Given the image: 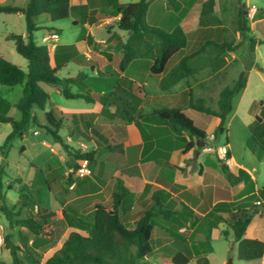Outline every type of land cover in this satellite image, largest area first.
<instances>
[{"label": "crops", "instance_id": "crops-1", "mask_svg": "<svg viewBox=\"0 0 264 264\" xmlns=\"http://www.w3.org/2000/svg\"><path fill=\"white\" fill-rule=\"evenodd\" d=\"M119 1L121 3H128ZM178 1L181 3V8L175 11V15L171 16L172 22L165 29L171 31L175 27L180 26L186 33L187 44L181 50L179 57L172 61V63H169L170 65H168L167 70H170L181 58L200 51L203 46H206V48L195 58L197 60L195 73L177 83L179 84L184 80L187 81V86L182 90L178 92L173 91L177 84L169 90H163L160 87L161 77L154 75L157 77V82L160 87L157 100L151 99V95L145 88V82L139 78L137 73H134L133 76H128V71L135 62L146 60V58L133 60L124 73L118 77L116 76L117 69L115 67L110 69L102 68L104 60L107 59L105 52H110L115 55L118 53L117 39H109V37L114 32L121 37L122 41H125L128 37V33L127 37L124 36L123 32L125 30H120L115 26V22L120 19L121 15H113V8L106 5L107 0H92L90 5V17L100 19L98 23L89 21L84 24H75L74 17H69L72 23L61 22L59 20L53 21L48 14H41L32 18L33 23L40 27L35 31L43 30L45 32L39 45L49 47L52 66L56 65V54L64 56L67 53H74L76 56L70 61H75L79 66L90 70L89 74L80 72L81 75H85L78 83L84 87L83 89L75 91L72 87L74 92H82L93 97L94 101L92 102L81 98L87 102L86 107H62L57 105V103L52 101L50 93L43 87L50 95L49 101L51 100L49 108L46 109L50 110L52 107H56L65 114L85 115L96 126L97 133L92 134V139L87 140L84 138L88 141L87 145L92 147L88 151H97L95 156L96 161L90 163L92 174L81 177L78 182L71 184L70 187L75 193V197L71 202L74 199H80L82 203H89L92 206L90 209L91 212L96 204H111L113 192L122 183L130 192L125 204V211L122 214V219L128 228H134L136 221L153 205L154 199L160 197V201L170 209L171 216L169 218H156L157 225L161 223L160 228L162 232L160 241H162V245L155 244V256L152 255L146 259V263L153 260L150 264H157L159 258L165 257L156 254V252L165 248L167 245H171L176 249L172 255H168L173 256L177 252V247L174 244L177 240L176 238H182L183 236H186V243L193 254L191 261L194 259L197 260L199 257H207L210 260L209 256L203 254L200 248L203 242L211 238L213 235L212 230L214 229H217L219 235L223 236V231L228 230L226 220L232 213L239 211V206H237L238 202L258 192L260 189L257 187L258 177L244 164V158L237 160V156L233 154L231 141L227 135L228 131L225 133L226 139L224 144L231 158L227 164L232 175L240 177L235 183H232V179L222 166L223 162L215 154L207 152L204 148L200 150L196 147H186L189 141L194 140V137L189 132L183 131L182 134H178L171 124H166L163 120L153 116L150 118L144 117V115L152 113L156 108H188L190 104L188 91L191 90L194 93L195 88L205 91L203 95L197 94V97H202L205 101L206 99H217L218 103L219 94L222 89L235 84L244 73V70L248 69L247 74L250 75L253 70L264 68L261 65V63L264 64V54L261 49V46L264 45V9L255 3L251 4V0H214L212 7L205 5L208 0H188L187 5L185 0ZM28 2L29 0H19L16 2L17 4H9V0H0V5L24 8ZM89 2L90 0H70V4L73 6L85 5ZM252 5L258 7V11L253 17L249 15ZM154 9L155 7H152V4H150L146 17L149 24H152L149 21L151 14L158 11V9L156 11ZM12 14H17L20 18H25L20 12ZM107 14L109 16L104 17ZM245 14L247 15L250 26L248 35L257 40L253 52L254 55L249 61L246 59V51L249 47L248 41L243 40L239 28L242 17ZM154 25L160 26L159 24ZM74 26H81L83 28L85 31L83 37L75 38L72 35L70 31ZM256 32L261 35V38L257 36ZM11 34L17 33L9 32L8 29L1 31L0 40H11L9 39V35ZM52 34H57V37L53 38ZM21 35L25 37L27 31L22 32ZM233 40L234 43L243 40L241 46L235 51L218 53L214 49V46H212L213 43H231ZM190 44L192 45L191 48ZM4 52L5 47H1L0 55L6 58ZM213 60H218L219 62L213 65L211 63ZM148 64L151 69L152 61L150 60ZM248 65L250 66L248 67ZM230 66L234 68L232 84H224L217 88V76ZM104 73L107 77L106 80L109 82L107 84L103 83L104 80L101 78ZM110 74H112V77ZM121 77L136 81L139 85L143 86L146 90V96L141 98L139 95L130 91L127 85L115 84ZM87 80H91L93 84L87 86ZM121 85L125 86V95L128 96L127 93L131 94L129 95L130 100H127L126 103L123 102L125 105L121 106L130 109L134 115V120L127 124L113 114L118 105L112 102L114 98L111 96L112 94L116 95L115 92ZM247 86L248 80L246 87L233 98V109L227 117L226 128L231 120L236 118L241 112L242 102L240 99L236 100V98L244 92ZM54 87L57 93L62 94L58 86ZM186 96L188 98H185ZM116 99L119 103L120 98L116 97ZM104 100L106 104L102 103ZM155 101H157L158 106L147 110L150 107L149 105H151L149 103H155ZM261 103L264 105V102ZM46 109L42 110L44 116L45 111H47ZM189 112L195 123L206 131L208 135L206 145L210 144V140L215 137L214 133L220 123V118L217 116H209L192 109H189ZM258 117H262V105ZM65 120L72 125V128V120L68 117ZM260 122L262 123V121ZM102 124L112 125L110 127L112 132H99L97 125ZM33 134L38 135L39 131L34 129ZM223 135L214 138L217 144L221 142ZM72 137L69 135L68 141H71ZM98 141L101 145H114L116 148L113 150L103 149L98 144ZM263 157V154L259 156L260 159H263ZM122 160L125 163L122 164ZM253 169H256V167L254 166ZM46 170L44 173V185L46 189L44 186L35 189L40 191V204L42 201L44 202L46 195L49 196L50 194L54 198L52 195L53 189L48 188L46 174L50 175L49 181L51 185L62 177L61 170L56 166L48 163ZM106 189L109 190L107 195H105ZM228 193L231 195L230 199L227 198ZM69 202L70 200L66 204H69ZM246 209L248 210L247 214L251 217L246 229V236L264 241V202L262 200L255 201L250 206H246ZM131 214H136V218L127 224V219L131 218ZM155 234L156 228L154 238ZM230 235H232L231 232ZM7 236L10 239V235ZM23 238L20 239L17 245L23 247ZM32 241L33 235L31 233L27 245L31 246ZM46 246L35 249L37 251ZM55 246L52 248H55ZM262 259H264V256L259 260ZM45 262H40V264H44ZM12 264H14V261ZM27 264H30V262H27Z\"/></svg>", "mask_w": 264, "mask_h": 264}, {"label": "trees", "instance_id": "trees-1", "mask_svg": "<svg viewBox=\"0 0 264 264\" xmlns=\"http://www.w3.org/2000/svg\"><path fill=\"white\" fill-rule=\"evenodd\" d=\"M167 1L175 10L181 8L180 1ZM91 3L92 0L85 5L73 6L70 4V0H29L24 8L0 5V13L12 14L20 12L24 15L27 35L24 37L21 34H11L9 39L14 40L17 52L28 60V71H24L20 66L0 55V83L7 86L24 84L23 94L15 105L21 113L20 120H16L8 114L11 104L0 96V122L13 125V131L7 136L4 144L0 146L2 156L8 155L13 146V141L16 138H23L32 124H39L37 115L33 114L32 111L34 108L45 110L50 99L49 93L40 85L41 82L58 86L66 98H84L88 102L94 101L91 95L72 90L73 85L78 84L85 75L79 74L76 77L62 78L57 74L76 55L74 53H67L64 56L56 54V65L52 66L49 47L39 45L34 39V31L40 27L32 21L34 16L48 14L53 21L74 17L75 24H84L89 21L98 23L100 19L90 17L89 9ZM106 5L113 8V15H121L120 19L115 22V26L120 30L127 31L128 37L125 41H122L116 32L109 37V39H117L118 53L115 55L105 52L107 59L104 60L102 68L110 69L115 67L117 69L116 76L118 77L124 73L133 60L139 58L150 59L152 61L150 71L153 75L161 77L160 87L163 90H169L179 81L195 73L197 69V60L195 58L205 50L206 46H203L200 51L194 54L181 58L170 70H167L169 63L176 60L181 50L186 46L187 36L180 26L167 31L159 26L149 24L146 17L150 0H138L128 3H121L119 0H107ZM205 5L212 7L214 0H208ZM108 16V14L104 15V17ZM240 31L243 40L248 41L249 49L254 52L257 40L248 35L250 26L246 14L242 17ZM243 40L233 44H210L214 46L216 51H235L241 46ZM260 71L264 72V68H260ZM110 75L112 77V74ZM101 78L104 80L103 83H109L106 80L105 73L102 74ZM119 80L115 84L127 85L130 91L141 98L146 96L145 88L136 81L125 77H121ZM246 83L247 79L242 74L235 84L223 88L219 94L217 109L207 106L204 98H195L192 91L189 90L190 104L188 108H156L152 113L144 115V117H157L166 124H171L178 134H182L183 131L189 132L194 137V140L189 141L186 147H196L201 150L206 147L208 135L192 119L189 109L220 118V123L214 133V138H217L227 132L226 120L233 109V98L246 87ZM101 100L103 99L101 98ZM102 103L106 104V101L104 100ZM261 105L262 117H259V120L264 125V105L263 103ZM113 114L125 124L134 120V115L128 108L117 106ZM45 116L46 123L41 126L61 145L74 169L78 167L80 160H87L89 165L96 161V150L83 152L80 149H73L59 133L65 118L68 117L73 123L71 131L80 138L91 140L92 134L97 133V131L90 118L88 119L85 115L65 114L56 107L45 111ZM258 143L264 150V139L258 141ZM98 144L103 149L113 150L116 148L114 145H101L99 141ZM227 155L231 158L229 151ZM222 162V166L232 179V183L237 182L240 177L232 175L229 165L225 161ZM121 163L123 164L125 161L122 160ZM4 167L5 165L0 162V198L2 199L0 211L11 224L24 227L33 235L31 246L27 245L28 238H23V247L12 243L9 236H6L5 247L10 251L14 264H23L18 257V251L29 258L30 264H37L35 257L37 251L35 248L44 247L55 238V234L49 233L46 226L49 223V219L56 217V214L53 211L49 212L46 209H41L37 214L29 213L14 220L12 218V210L4 203L2 196L3 177L6 175ZM49 176L46 174V182L48 188L52 189ZM70 176L72 177V174ZM71 179L69 178L68 181H71ZM39 194L40 191L38 189L33 191L31 188L22 187L19 195L21 208L30 209L31 202H34L33 196H36L35 204L38 205L40 201ZM129 194V190L121 183L113 192L111 204H96L92 209L93 227L91 234L84 235L79 231L70 232L61 248L56 250L44 264H147V257L155 254L154 231L157 226L156 218H169L171 211L160 201V197H157L154 199L153 205L136 221L135 227L128 228L123 222L122 214L125 211V204ZM227 198H231L230 193L227 194ZM258 200L264 202V186L258 192L238 202L239 211L230 215L226 220L228 230L223 231V236L229 241L231 249L234 245H237L238 258L242 260H257L264 256V241L246 236V229L251 220L250 215L247 214L246 206H250ZM230 232H232V238ZM185 237L176 238L177 240L174 244L177 247V252L173 256L159 258L157 264H189L193 254L186 243ZM197 263L211 264L207 257H199Z\"/></svg>", "mask_w": 264, "mask_h": 264}, {"label": "rangeland", "instance_id": "rangeland-1", "mask_svg": "<svg viewBox=\"0 0 264 264\" xmlns=\"http://www.w3.org/2000/svg\"><path fill=\"white\" fill-rule=\"evenodd\" d=\"M18 1L19 0H9V4H15ZM121 1L134 2L138 0ZM185 2L187 5L188 0H185ZM253 3L264 9V0H251V4ZM150 4H152V7H155L154 11L158 9V11L155 13L153 12L149 18V21L152 22L151 25L159 24L160 26H164L161 27L163 29L168 28V26H170V22H172L171 16L175 15L174 13L176 10L171 4L168 3L167 0H150ZM59 21L72 23L70 18L61 19ZM5 29H8L9 32L17 34L27 31L25 18H20L17 14L7 15L0 13V33ZM70 32L75 38L83 37L85 33L81 26L72 27ZM34 33L35 41L40 44L45 32L43 30H38ZM123 33L124 36L127 37L128 32L124 31ZM256 33L257 36L261 38V35L258 32ZM231 43L233 44L234 40ZM1 47H5L4 55L6 58L20 66L24 71H28V60L17 52L15 48V42L13 40H0V48ZM191 47L192 45L190 44V48ZM261 49L263 50L264 54V45L261 46ZM221 52L226 53L228 51H218V53ZM253 55L254 53L251 52L248 47L246 51L247 61H249ZM149 61V59H146L135 62V64L128 71V76H133L134 73H137L139 78L145 82V88L151 95V99L157 100V95L160 93V87L157 82V77L150 73L148 64ZM217 62L219 61H211L213 65ZM261 65L264 66L262 63ZM89 71V69L86 70L84 67L79 66L77 62L70 61L68 65L59 70L57 74L59 77H76L77 75L81 74L80 72L89 74ZM233 71L234 68L230 66L227 70L220 72V74L217 76L218 80H216L217 88H219V86H223L224 84H232V78H234ZM247 73L248 69L244 70L243 76L244 78H247L248 86L244 92L239 94V96L236 98V100H241L242 110L238 116L232 119L230 124L227 125V135L231 141V150L233 154L237 156V160L244 158V164H246L258 177L257 187L262 188L264 186V157L263 159H260L262 157L259 158V156L262 154L264 156V150L258 141L264 139V125L260 122L259 117L257 118V116L261 109V102H264V72L260 70H253L250 75ZM86 84L87 86H90L93 84V82L91 80H87ZM40 85L50 93L52 101L57 103V105L62 107L77 108L87 106V102L84 99L66 98L62 94L57 93L54 90L55 87L51 84L42 82ZM186 86L187 81L184 80L177 84L173 91L178 92ZM23 88V84L7 86L0 83V96L12 104L8 114L13 116L16 120L21 119V113L17 110L15 105L23 94ZM83 88L84 87L79 84L73 85V90L75 91ZM124 88V85L119 86L115 92L116 95L112 94L111 96L114 98L112 102L116 103L118 106H123L125 105L123 102L126 103L127 100H130L129 95L131 94L127 93L128 96L125 95L124 92L126 90H124ZM204 92L205 91L203 89L201 91L200 89L195 88L193 95L195 98H197V94L203 95ZM116 97L120 98L119 103L117 102ZM185 98H188V96ZM49 104H51V100L48 101L46 108H49ZM149 104L151 105H149L150 107L147 110H151V108L158 106L157 101H155V103ZM205 104L210 108L217 109V99H206ZM243 111L244 113H242ZM32 113L38 116L39 124H32L24 138H16L13 141V146L9 151V155L2 156L0 153V162L5 165L4 169L6 171V175L3 177L4 186L2 188V196L4 203L9 209L12 210V218L14 220L24 217L29 213H33L34 215L37 213V211L40 212L41 208H46L48 211H53L56 214V217L49 219V223L46 226L49 233L56 234L54 241L45 248L37 250L35 253L37 264H40V262H45L55 250L61 248L63 241L67 238L71 231H80L84 235H90L93 227V219L90 212L92 206L89 203H82V200L80 199H74L73 202H71L75 197V193L70 186L72 183L78 182L79 178L81 177L75 175V169L72 167L71 161L63 151L61 145L51 134L48 133L45 128L41 126L46 122L45 116L43 115L44 112L38 108H34ZM71 126L72 125L67 120H65L59 133L63 136L65 141H67L72 146L73 149H80L83 152H87L92 147L87 145V140L80 138L76 133H73L71 131ZM97 126V130L99 132H112L110 128L112 125L110 124H102ZM34 129L39 131L38 135L33 134ZM12 131L13 125L11 123L0 122V146L4 144L7 136ZM69 135L73 136L71 141H68ZM225 139L226 134L222 136L221 142L217 144L213 138L210 140L209 145L217 148L218 146L224 145ZM26 148L28 149L26 150ZM212 154H215L219 160L222 161L216 152H212ZM48 163L58 167V169L61 170L62 177L52 184V195L54 198H52L50 194L49 196L46 195L44 202L42 201L41 204L38 203V205H36V196H33L34 202H31L30 209L21 208V200H19L18 194L22 187L31 188L33 191H36L35 189L37 187L44 186L45 188L44 173L47 171L46 165ZM254 166L256 169H253ZM70 174H72V177ZM69 178H72L71 181H68ZM108 192L109 190L106 189L105 195H107ZM69 200V204H66V202ZM1 201L2 199L0 198V205ZM134 218H136V214H131V218L127 219V224L132 222ZM160 224L161 223L156 226L155 234V244L157 243L159 246L162 245V241H160L162 232ZM212 234L213 235L211 238L208 241L203 242L200 247L203 254L209 256L211 264H264V259L251 261L239 259L237 245H234V247L231 249L229 241L226 240L224 236H220L217 229L212 230ZM7 235H10V240L17 244L23 237L29 238L31 233L19 225L11 224L6 219V216L0 211V264H12L13 262V258L9 250L5 248V237ZM230 236L232 238V235ZM56 244L58 245L55 246ZM54 246L55 248H52ZM50 248L52 249L50 250ZM175 250L176 249L173 246L167 245L165 248L158 250L156 254L168 256L172 255ZM18 255L23 263L27 264V262H30L29 258H27L23 253L18 252ZM150 262L152 263L153 260L148 261L147 264H150ZM189 264L198 263L197 260L194 259Z\"/></svg>", "mask_w": 264, "mask_h": 264}, {"label": "built area", "instance_id": "built-area-1", "mask_svg": "<svg viewBox=\"0 0 264 264\" xmlns=\"http://www.w3.org/2000/svg\"><path fill=\"white\" fill-rule=\"evenodd\" d=\"M257 11H258V7L256 5H252L250 7L249 15L251 17H253ZM52 37L56 38L57 34H52ZM204 150H206L207 152H211V153L216 152L220 156L222 161H225L226 163L230 162V158L227 155L228 149H227L225 144L222 146H218L217 148H214L208 144V145H206ZM74 173L78 177H86V176H89L92 174V169H91L87 160H80L78 162V167L75 168V170H74ZM258 203H260V202H258ZM0 239H1V237H0Z\"/></svg>", "mask_w": 264, "mask_h": 264}]
</instances>
